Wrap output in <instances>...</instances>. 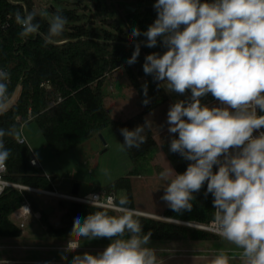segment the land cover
<instances>
[{
  "label": "clouds",
  "instance_id": "obj_1",
  "mask_svg": "<svg viewBox=\"0 0 264 264\" xmlns=\"http://www.w3.org/2000/svg\"><path fill=\"white\" fill-rule=\"evenodd\" d=\"M20 6L15 23L21 39L39 35L48 46L63 37L68 21L61 12L52 15L44 33L36 17L46 18L48 12ZM153 7V23L143 33L134 28L129 39L143 35L148 48L159 42L166 50L148 54L143 72L169 93H190L167 111L169 151L189 163L183 173L170 165L160 172L166 182L161 200L178 214L190 211L194 194L206 185L205 197H213V233L242 250L243 264H264V0H155ZM139 51L137 44L129 65ZM10 80L0 68V115L10 107ZM209 94L218 105L202 103ZM150 127L145 120L133 129L121 128V150L139 149ZM6 136L23 142L14 126L0 128V170L12 155ZM88 202L93 211L74 219L70 237L107 241V246L95 255L75 256L72 264H157L148 246L152 232L143 231L140 219L145 213L128 207L127 198L105 203L100 196ZM232 259L220 250L211 264ZM0 264L10 262L0 258Z\"/></svg>",
  "mask_w": 264,
  "mask_h": 264
},
{
  "label": "trees",
  "instance_id": "obj_2",
  "mask_svg": "<svg viewBox=\"0 0 264 264\" xmlns=\"http://www.w3.org/2000/svg\"><path fill=\"white\" fill-rule=\"evenodd\" d=\"M0 0V22L9 20L10 28L0 37V64L11 66V91L21 83V93L17 103L6 113L0 115V128L15 127L36 122L43 137L55 156L79 149L104 128L112 127L121 144L123 137L120 129H133L145 123L147 114L165 104L169 95L163 85L158 87L151 76L143 72L145 57L152 53H163L166 49L158 42L155 48L140 45L139 56L135 64L127 61L135 50L136 43L145 41L140 35L135 41L129 39L134 28L141 33L153 23L156 12L153 6H146L140 11L126 14L124 26L115 19H105L103 26L89 25L85 14L74 8L50 7L53 15L57 11L67 18L63 37L54 45H44L37 35L26 40L19 37L21 28L15 23V13L23 12L21 3L29 12L39 13L32 0ZM143 1V0H141ZM96 10H100V0H95ZM41 32L46 33L49 27L48 18L37 15ZM120 69H124L128 80L135 89L140 111L127 120H115L106 107L104 86L107 78ZM145 87L147 89L145 94ZM149 103L145 104V100ZM146 143L139 149H125L133 168L128 176L119 178L107 187L98 189L108 192L126 190L130 208H135L132 191V177L144 176L147 164L159 152V144L152 127L143 133ZM5 146L12 150L6 162V179L26 187L54 191L53 177L45 175L43 169L31 164L33 152L28 144L17 143L12 137H5ZM189 161L176 165L177 173H183ZM215 170V169H214ZM206 185L195 193L190 211L176 213L167 207L163 217L177 221L208 223L213 220V197H205ZM117 196L116 202L119 201ZM28 202L31 210L40 214V222L46 232L55 238L81 241L85 238L70 237L73 221L82 219L93 211L90 205L60 199L58 207L62 211L57 223L49 220V214L39 208L33 195L28 190L20 191L7 188L0 195V237H20L22 228L13 221V215ZM143 231L152 232L151 240L160 241H217L221 237L209 232L192 228L172 221L149 216L141 217Z\"/></svg>",
  "mask_w": 264,
  "mask_h": 264
},
{
  "label": "rangeland",
  "instance_id": "obj_3",
  "mask_svg": "<svg viewBox=\"0 0 264 264\" xmlns=\"http://www.w3.org/2000/svg\"><path fill=\"white\" fill-rule=\"evenodd\" d=\"M40 12H48V20L52 14L50 7L78 9L85 14V21L89 25L103 26L105 19H115L124 26L128 7L140 11L146 6H153L155 0H100V10H96L95 0H32ZM106 107L115 120H127L140 111L138 95L130 84L124 69L109 76L105 82ZM168 101L158 109L147 114L159 144V152L147 164L148 171L144 176L132 177V191L134 205L137 210L162 216L168 207L161 200L166 182L160 178V172L169 165L175 170L177 164L183 161L169 151L172 136L168 133L167 111L169 106L180 99H185L176 93H169ZM209 94L202 102L212 101ZM21 132L27 140L28 146L38 157L43 171L53 177L58 190L72 194L73 186L78 184L79 196L107 187L113 181L128 176L133 168L132 162L121 150V142L112 127L104 128L101 137L96 135L83 143L79 149L71 150L62 156H55L47 144L36 122L23 124ZM178 135V134H177ZM176 172V170H175ZM47 176V175H46ZM55 189V187H53ZM34 201L40 209L49 214V220L57 223L62 211L58 201L62 198L56 195L41 194L30 191ZM126 190H118L119 198H126ZM25 205H29L28 202ZM30 208L26 216L20 214V209L13 215L15 221L22 228L20 237H0V258L10 260V264H72L75 256L84 253L97 254L107 246V241L69 242L67 239L50 236L40 222V214ZM147 216V215H145ZM155 216V217H156ZM151 217V216H149ZM154 217V216H153ZM23 225V226H21ZM72 244L79 245V249L71 250ZM149 247L153 248L157 257V264H211L212 258L220 250L232 257L231 264H243L240 259L241 249L223 240L217 241H160L151 240ZM66 257L62 259L61 257Z\"/></svg>",
  "mask_w": 264,
  "mask_h": 264
},
{
  "label": "built area",
  "instance_id": "obj_4",
  "mask_svg": "<svg viewBox=\"0 0 264 264\" xmlns=\"http://www.w3.org/2000/svg\"><path fill=\"white\" fill-rule=\"evenodd\" d=\"M10 2L13 3V4H18L17 2H13L12 0ZM9 28H10V22H9V20H5L3 22H0V37ZM0 68L5 69L11 75V80H10L9 87H8L9 98H8V101H7V103L10 105V107H9V109H10L12 106H14L17 103V101L19 99V96H20V93H21V88L22 87H21V83H19L14 88V90L11 91V86H12L11 66L1 65L0 64ZM188 95H190V93H187L184 96L185 99H186V97ZM202 103H206L209 106H216V105L219 104V102L216 101L215 99L212 100V101H206V102H202ZM22 126H23V124H22ZM22 126L17 130L20 133L21 139L23 141L20 144H25V143L27 144V140H26V138L24 137V135L21 132ZM256 134H258V133H254V135H256ZM30 161H31V164L33 166H38L39 167V165H38V163H37V161H36V159L34 157H32ZM6 175H7V166L5 167V169L0 170V195H2L7 188H10L11 187V188L18 189L20 191H23V190H27L28 189V191H33V192H38V193H43V194H49V195H56V196H58V197H60L62 199L76 201V202L83 203V204H87V205H90L88 201L91 200L94 197H100L101 196V199L105 203H107L109 201V199H111L113 202H116V198H117L116 192H114V191L108 192L106 190H95V191H92L90 193H87V194H85L83 196H79L78 194L77 195H74V194H68V193L60 192V191H58L56 189H54V191L50 192V191H45V190H41V189L30 188V187H26V186H23L21 184H17V183H14V182H11V181L7 180L6 179ZM47 177L50 179V176H47ZM52 184H53V181H52ZM26 206L27 205H24L20 209V214L22 216L28 215V214H25V208H26ZM22 211H24V213ZM172 221L175 222V223H179V224H182V225H186V226H189V227H192V228L200 229V230L209 232L211 234H214L213 231L211 230L213 228V226H214L213 225V220H211V221H209L208 223H205V224H203V223H197V222L177 221V220H172ZM21 226H23V225H21Z\"/></svg>",
  "mask_w": 264,
  "mask_h": 264
},
{
  "label": "water",
  "instance_id": "obj_5",
  "mask_svg": "<svg viewBox=\"0 0 264 264\" xmlns=\"http://www.w3.org/2000/svg\"><path fill=\"white\" fill-rule=\"evenodd\" d=\"M9 2L11 1V0H8ZM132 12H134L135 11V8H133V7H128ZM137 44H139V45H143V44H145L144 43V41L143 42H140V43H136L135 45H137ZM99 136L101 137L102 135H101V133H99ZM176 157H181L178 153H173ZM78 188H79V186H78V184H75L74 186H73V193L72 194H74V195H77L78 194ZM152 217V216H151ZM153 218H157V219H161V220H166V221H172L171 219H167V218H165V217H163V216H158V217H153ZM173 222V221H172Z\"/></svg>",
  "mask_w": 264,
  "mask_h": 264
},
{
  "label": "crops",
  "instance_id": "obj_6",
  "mask_svg": "<svg viewBox=\"0 0 264 264\" xmlns=\"http://www.w3.org/2000/svg\"><path fill=\"white\" fill-rule=\"evenodd\" d=\"M33 157L36 159V161H37V163H38V165H39V167H41L42 169H43V167H42V165H41V163H40V160L38 159V157L34 154V152H33ZM46 173V172H45ZM47 176H49L48 174H46ZM53 186L55 187V189L57 188L56 186H57V184L56 183H54V181H53ZM56 190H58V189H56ZM79 190H80V187L78 188V192H79ZM58 191H60V192H63V191H61V190H58ZM36 193H38V192H36ZM65 193V192H64ZM41 194H43V193H41ZM28 207H29V205H28ZM30 209V208H29ZM140 211V210H139ZM142 212H146V211H142ZM71 243V242H78V241H74V240H68V243ZM8 261H10V260H8Z\"/></svg>",
  "mask_w": 264,
  "mask_h": 264
},
{
  "label": "bare ground",
  "instance_id": "obj_7",
  "mask_svg": "<svg viewBox=\"0 0 264 264\" xmlns=\"http://www.w3.org/2000/svg\"><path fill=\"white\" fill-rule=\"evenodd\" d=\"M26 208L28 209H25V214H28V213H30V209H29V207H28V205L26 206ZM23 213H24V211H22ZM142 212V211H141ZM143 213H145V212H143ZM145 215H147V216H156V215H153V214H149V213H145ZM156 217H158V216H156Z\"/></svg>",
  "mask_w": 264,
  "mask_h": 264
}]
</instances>
